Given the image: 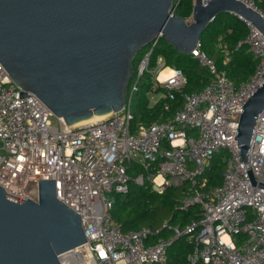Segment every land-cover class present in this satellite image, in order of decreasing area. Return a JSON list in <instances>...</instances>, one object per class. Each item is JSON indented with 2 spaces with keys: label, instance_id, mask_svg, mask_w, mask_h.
<instances>
[{
  "label": "built area",
  "instance_id": "built-area-1",
  "mask_svg": "<svg viewBox=\"0 0 264 264\" xmlns=\"http://www.w3.org/2000/svg\"><path fill=\"white\" fill-rule=\"evenodd\" d=\"M241 1L264 16L257 5L263 0ZM180 2L175 0L171 15ZM196 2L192 0L187 23ZM245 23L248 36L235 50L246 47L258 61L247 82L237 85L220 71L199 42L192 56L209 70L211 82L200 92L186 93L182 70L162 58L150 66L159 36L134 70L125 107L78 127L56 118L34 94L20 98L21 88L0 63V186L9 196L33 200L31 185L55 181L58 200L80 215L86 237L83 246L59 257L61 264H166L168 249L183 236L194 244L190 264H264V189L253 186L247 172L264 184V111L257 118L248 162L235 139L244 105L264 83V35ZM223 49L228 62L227 44ZM146 75L159 89L154 104L163 101L168 112L170 102L180 97L182 103L173 118L134 127L133 102ZM223 150L229 153L223 182L204 190L209 162ZM129 165L144 173L131 178ZM132 181L138 186L149 182L157 194L188 184L176 209L198 207L200 219L185 227L166 220L156 230L122 232L111 211L116 196L127 193ZM165 230L173 233L171 238L148 243Z\"/></svg>",
  "mask_w": 264,
  "mask_h": 264
},
{
  "label": "water",
  "instance_id": "water-1",
  "mask_svg": "<svg viewBox=\"0 0 264 264\" xmlns=\"http://www.w3.org/2000/svg\"><path fill=\"white\" fill-rule=\"evenodd\" d=\"M175 0H0V63L68 127L126 105L134 59L157 37L192 55L209 24L232 14L264 35V16L241 0H197L192 21L171 15ZM264 76V75H263ZM264 111V83L243 107L235 136L244 163ZM228 142V141H227ZM253 186L264 184L247 171ZM32 199L0 186V264H61L83 246L81 217L58 200L55 181H38Z\"/></svg>",
  "mask_w": 264,
  "mask_h": 264
},
{
  "label": "trees",
  "instance_id": "trees-1",
  "mask_svg": "<svg viewBox=\"0 0 264 264\" xmlns=\"http://www.w3.org/2000/svg\"><path fill=\"white\" fill-rule=\"evenodd\" d=\"M259 9L264 10V0L257 2ZM192 0H181L175 13L187 19L192 13ZM248 36V28L244 21L232 14H220L213 20L203 32L200 44L209 58L215 61L220 71H226L228 77L237 85L247 82L255 73L258 61L248 52L246 47L235 50L238 42ZM229 49L228 62L223 45ZM162 58L169 67H175L183 71L187 78L186 93H197L205 88L210 82L212 75L192 55L181 54L160 39L151 57V68L157 66L158 59ZM159 89H154L153 77L146 75L139 85L135 96L133 126L152 125L161 123L175 116L181 106L178 97L170 102L171 108L164 110V102L156 104L150 94H157ZM228 155H216L209 162V168L205 174L204 190L219 187L223 182ZM144 173L139 166L129 165L128 174L135 178ZM188 189V184L178 188H168L163 194L153 191L149 182L144 186H138L133 181L130 183L128 192L118 194L112 208V219L120 226L122 232L129 233L144 227L158 229L164 221H169L172 226L185 227L194 220H199V208L194 207L187 212L177 210L179 200ZM173 233L165 230L149 239V244H157L159 239H169ZM194 244L189 237L183 236L176 240L168 249V261L166 264H190L188 256L193 252Z\"/></svg>",
  "mask_w": 264,
  "mask_h": 264
},
{
  "label": "rangeland",
  "instance_id": "rangeland-1",
  "mask_svg": "<svg viewBox=\"0 0 264 264\" xmlns=\"http://www.w3.org/2000/svg\"><path fill=\"white\" fill-rule=\"evenodd\" d=\"M148 50H149V46L147 45L142 50H140L139 53L136 55V57L134 59V69H137L141 59H143L145 57ZM150 96H151V99L153 102L157 99V95L154 93H151ZM136 97L137 96H135V98H134L133 106H135V104H136V99H137ZM0 154H2V153L0 152ZM217 155L227 156V155H229V153L226 150H223L222 152L218 153Z\"/></svg>",
  "mask_w": 264,
  "mask_h": 264
},
{
  "label": "bare ground",
  "instance_id": "bare-ground-1",
  "mask_svg": "<svg viewBox=\"0 0 264 264\" xmlns=\"http://www.w3.org/2000/svg\"><path fill=\"white\" fill-rule=\"evenodd\" d=\"M165 74H164V76H165ZM106 117H107V115H104V116H94V117H92V118H90L88 120H85V121H82V122L76 124L74 127H78L80 125H87V124H90V123H96L98 121H101V120L105 119Z\"/></svg>",
  "mask_w": 264,
  "mask_h": 264
}]
</instances>
